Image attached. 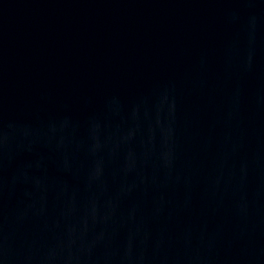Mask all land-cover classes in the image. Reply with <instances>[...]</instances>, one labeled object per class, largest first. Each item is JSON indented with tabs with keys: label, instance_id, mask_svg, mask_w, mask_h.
<instances>
[{
	"label": "water",
	"instance_id": "water-1",
	"mask_svg": "<svg viewBox=\"0 0 264 264\" xmlns=\"http://www.w3.org/2000/svg\"><path fill=\"white\" fill-rule=\"evenodd\" d=\"M0 264H264L256 0H0Z\"/></svg>",
	"mask_w": 264,
	"mask_h": 264
}]
</instances>
